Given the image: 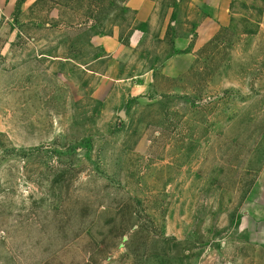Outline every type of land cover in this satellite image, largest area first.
<instances>
[{
    "label": "rangeland",
    "instance_id": "1",
    "mask_svg": "<svg viewBox=\"0 0 264 264\" xmlns=\"http://www.w3.org/2000/svg\"><path fill=\"white\" fill-rule=\"evenodd\" d=\"M154 1L1 2L0 264H264V0Z\"/></svg>",
    "mask_w": 264,
    "mask_h": 264
},
{
    "label": "crops",
    "instance_id": "2",
    "mask_svg": "<svg viewBox=\"0 0 264 264\" xmlns=\"http://www.w3.org/2000/svg\"><path fill=\"white\" fill-rule=\"evenodd\" d=\"M2 1L3 0H0V5ZM179 3L180 0H177L169 7L165 15L166 23L169 19L174 17L175 10ZM202 3V10L205 13L209 12V16L212 17L204 15L202 21L199 22L195 30V39L198 43L211 40L220 28L225 27L229 21L228 12L230 0H203ZM127 6L134 12L135 23L139 26L131 33L129 37V46L138 49L145 38L141 27L151 24L153 21L156 11V2L154 0H128ZM189 43L190 41L187 38L179 39L176 41V47L179 49H188ZM253 193L258 195V198L254 200V205L259 208L255 212V222L264 223V168H262L259 173Z\"/></svg>",
    "mask_w": 264,
    "mask_h": 264
}]
</instances>
